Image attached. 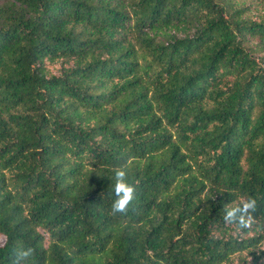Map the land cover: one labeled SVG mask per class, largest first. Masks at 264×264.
I'll return each instance as SVG.
<instances>
[{
    "label": "trees",
    "instance_id": "obj_1",
    "mask_svg": "<svg viewBox=\"0 0 264 264\" xmlns=\"http://www.w3.org/2000/svg\"><path fill=\"white\" fill-rule=\"evenodd\" d=\"M249 196L252 227L225 224ZM19 247L264 264V0H0V264Z\"/></svg>",
    "mask_w": 264,
    "mask_h": 264
},
{
    "label": "clouds",
    "instance_id": "obj_2",
    "mask_svg": "<svg viewBox=\"0 0 264 264\" xmlns=\"http://www.w3.org/2000/svg\"><path fill=\"white\" fill-rule=\"evenodd\" d=\"M114 196L112 212L126 213L129 205L135 198V188L128 182L127 164L117 167L114 170ZM257 209V201L249 196L241 198L234 204H225L222 210V217L225 224L235 225L238 230L250 229L253 224ZM34 249L31 247H19L15 250L12 264H31V257Z\"/></svg>",
    "mask_w": 264,
    "mask_h": 264
}]
</instances>
